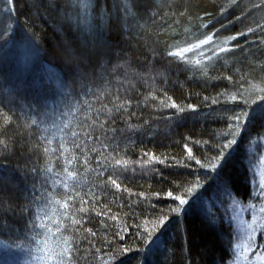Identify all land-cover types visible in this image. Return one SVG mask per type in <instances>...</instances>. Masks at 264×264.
<instances>
[{
    "label": "trees",
    "instance_id": "1",
    "mask_svg": "<svg viewBox=\"0 0 264 264\" xmlns=\"http://www.w3.org/2000/svg\"><path fill=\"white\" fill-rule=\"evenodd\" d=\"M258 167L264 0H0V264H233Z\"/></svg>",
    "mask_w": 264,
    "mask_h": 264
},
{
    "label": "rangeland",
    "instance_id": "2",
    "mask_svg": "<svg viewBox=\"0 0 264 264\" xmlns=\"http://www.w3.org/2000/svg\"><path fill=\"white\" fill-rule=\"evenodd\" d=\"M20 57L23 63L32 66L34 59L28 53V46L20 45ZM48 70L51 76H56L54 71ZM256 175L257 186L261 188L264 184V172L262 167L257 168ZM233 222L237 230V243L235 244V258L233 264H264V255L253 252L255 244L254 239L258 234V230L261 229L264 224V208L251 207L249 210L243 211V209L237 206L233 214ZM152 253L153 251H149L150 256ZM12 256L13 254L7 252L3 256L0 255V259L6 263ZM21 263L22 259L17 258L15 264ZM24 263L25 262L22 264Z\"/></svg>",
    "mask_w": 264,
    "mask_h": 264
},
{
    "label": "snow or ice",
    "instance_id": "3",
    "mask_svg": "<svg viewBox=\"0 0 264 264\" xmlns=\"http://www.w3.org/2000/svg\"><path fill=\"white\" fill-rule=\"evenodd\" d=\"M175 212H180L181 211V208H176L175 210H174ZM167 223V221H165V224Z\"/></svg>",
    "mask_w": 264,
    "mask_h": 264
}]
</instances>
